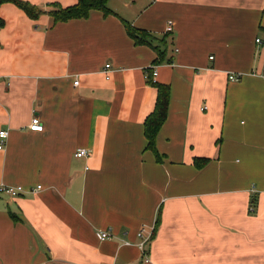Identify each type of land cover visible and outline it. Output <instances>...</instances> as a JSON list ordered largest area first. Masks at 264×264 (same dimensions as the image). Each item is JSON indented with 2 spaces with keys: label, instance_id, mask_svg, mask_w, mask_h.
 Here are the masks:
<instances>
[{
  "label": "crops",
  "instance_id": "crops-1",
  "mask_svg": "<svg viewBox=\"0 0 264 264\" xmlns=\"http://www.w3.org/2000/svg\"><path fill=\"white\" fill-rule=\"evenodd\" d=\"M22 1L41 13L0 4V184L25 190L0 193V264H264V0H108L66 21L51 12L77 0ZM151 65L170 87L159 159Z\"/></svg>",
  "mask_w": 264,
  "mask_h": 264
},
{
  "label": "trees",
  "instance_id": "trees-1",
  "mask_svg": "<svg viewBox=\"0 0 264 264\" xmlns=\"http://www.w3.org/2000/svg\"><path fill=\"white\" fill-rule=\"evenodd\" d=\"M3 2H12L16 4L32 18H35L41 13L36 6L22 0H0V4ZM107 2L108 0H77L75 4L64 8L59 7L57 10L52 11L51 14L55 21H66L72 18H85L92 9L101 10L104 14H107L110 12L107 7ZM124 25L128 35L133 39L134 43L151 44L149 39L153 38V36L149 32L130 26L126 21ZM160 41H163V39H160ZM155 47L157 57L156 60H154V63L159 62L163 57V52L158 49L157 46ZM147 82L155 87L156 97L153 110L146 116L143 122L144 135L147 140L146 147L153 150L157 159H159L160 157L155 149V139L159 128L166 118L170 87L168 84L151 81L150 79H147Z\"/></svg>",
  "mask_w": 264,
  "mask_h": 264
},
{
  "label": "built area",
  "instance_id": "built-area-1",
  "mask_svg": "<svg viewBox=\"0 0 264 264\" xmlns=\"http://www.w3.org/2000/svg\"><path fill=\"white\" fill-rule=\"evenodd\" d=\"M171 30V22L168 23L167 31ZM257 43H261V40L259 38L256 39ZM109 67L110 64H105L104 68V74L106 77L109 76ZM149 73V74H148ZM156 76V68L155 65H151L148 70L145 73L146 80L150 79L151 81H155L154 78ZM238 78L237 75L234 74H229L228 79L229 80H236ZM74 84H77V80L74 81ZM28 128L34 131H41L43 129V124L41 123L38 115H33L30 119V122L28 124ZM8 132L7 130H0V148L3 147L4 141L7 138ZM88 155V150L84 148H78L75 152L76 157H82V156H87ZM40 186H36L35 188H30V191H35ZM25 192L24 188L22 186H7L4 184H0V193H4L8 195L9 197H14L17 196L18 194ZM152 229L148 230L145 227H141L140 230L137 233V236L139 238L138 245L141 248L142 252H144V246L145 243L149 241V239L152 236ZM97 236L99 239H108L111 237V233L109 230H97L96 232Z\"/></svg>",
  "mask_w": 264,
  "mask_h": 264
}]
</instances>
